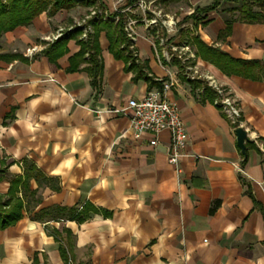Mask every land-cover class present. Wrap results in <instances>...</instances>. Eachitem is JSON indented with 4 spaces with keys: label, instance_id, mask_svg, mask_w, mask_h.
Wrapping results in <instances>:
<instances>
[{
    "label": "crops",
    "instance_id": "0c3cea01",
    "mask_svg": "<svg viewBox=\"0 0 264 264\" xmlns=\"http://www.w3.org/2000/svg\"><path fill=\"white\" fill-rule=\"evenodd\" d=\"M185 2L166 32L213 0ZM240 4L221 0L204 23L182 26L234 57L264 60V23L233 21L221 35L237 16L226 9ZM78 8L88 9L44 11L0 36V195L19 180L23 202L22 217L0 229V264H264V79L226 75L191 43V58L167 60L171 44L146 30L131 45L141 73L115 56L103 30L94 86L86 59L75 67L80 38L47 53ZM207 76L237 100L245 153L237 126L195 85H209ZM165 83L189 133L180 173L168 160L169 130L152 145L151 133L133 136L130 111L114 112Z\"/></svg>",
    "mask_w": 264,
    "mask_h": 264
},
{
    "label": "trees",
    "instance_id": "16d2710c",
    "mask_svg": "<svg viewBox=\"0 0 264 264\" xmlns=\"http://www.w3.org/2000/svg\"><path fill=\"white\" fill-rule=\"evenodd\" d=\"M98 0H7L4 2L0 0V36L7 31L13 30L19 25H28L33 19L40 13L46 11L49 15H53L60 9H71L76 5H82L91 7L97 3ZM139 0H124V2L113 12L109 14L112 17H119L115 22V19L109 21L108 19L96 21L94 19L88 20V24L93 30L88 32L89 40L83 41L79 39L80 44L79 51L75 54L73 60L75 67L86 59L88 66L86 70L89 72L92 83L94 86H98L102 76V58L101 49L99 46V33L105 31L109 40L110 49L118 58H123L129 63V68L136 67L139 72L142 73L144 64L137 62V56L134 54L131 45L133 39L128 36L126 30V22L129 16L133 14L123 13L125 8L133 7ZM163 4H167L170 1L176 0H160ZM221 0H213L208 6H197L193 12L186 15L183 19L177 22L178 31L169 40H172L173 44H179L184 38L188 37L190 29L183 27L184 23H191L194 27L205 22L208 12L212 10H218V6ZM240 1V5L226 9V11L235 13L237 16L227 22L226 28L221 32V35H225L230 32L233 21H243L249 23H264V0H237ZM100 7L106 10V5L101 1ZM258 7L259 9H255ZM98 13L96 12L95 15ZM104 16V15H102ZM79 28L69 37H59L49 44L47 53L52 55V52L59 50L57 53L64 51V46L70 38H76ZM155 32V29L152 30ZM163 35H166V31L163 29ZM178 37V40L176 38ZM189 43L196 48V54L202 59L207 60L214 64L226 75H240L251 79H264V60L261 59H243L237 58L222 50L219 47L206 44L197 34L193 33L192 37H189ZM159 42V41H157ZM174 61L180 60L174 56ZM197 87H204V94L210 99L217 97L216 90L212 89L204 80H194ZM162 90L163 84L159 86ZM19 185V180H15V183L10 188L9 196L4 197L0 195V229L5 228L15 223L23 215V202L20 198L16 197V191ZM218 205L216 201L211 210H214Z\"/></svg>",
    "mask_w": 264,
    "mask_h": 264
},
{
    "label": "built area",
    "instance_id": "2783aa9c",
    "mask_svg": "<svg viewBox=\"0 0 264 264\" xmlns=\"http://www.w3.org/2000/svg\"><path fill=\"white\" fill-rule=\"evenodd\" d=\"M150 2L147 0H139L136 5L141 8L143 13L148 14L150 8ZM129 9V8H128ZM147 26L156 25L158 18L155 15L146 16L142 20ZM138 20L129 17L126 22V30L128 35L135 39L136 32L134 26ZM175 24L173 19H169L166 22V26L173 27ZM63 34V30H60L56 35L49 37L48 39H58ZM160 43H164V39L160 38ZM37 50L36 46L27 49V54L33 55ZM190 52L189 41L183 40L180 44H171L170 50H164L163 56L167 60H171L174 55H177L182 60L191 58L192 55H186ZM211 85L217 92L215 103L223 110V112L229 117L232 124L235 126H241V110L237 104V100L218 85L215 80L207 76ZM171 83L163 84L161 89H152L142 99L132 98L124 108L114 109L116 113H129V129L132 131L135 138H140L144 133H151L154 137L150 140L152 145L158 143L156 135L162 130H169L171 136L170 146L168 148V160L174 166L177 173L181 172L180 158L184 155V150L189 137V133L185 122L180 116V111L177 104L165 97V93L169 91Z\"/></svg>",
    "mask_w": 264,
    "mask_h": 264
},
{
    "label": "rangeland",
    "instance_id": "374dc122",
    "mask_svg": "<svg viewBox=\"0 0 264 264\" xmlns=\"http://www.w3.org/2000/svg\"><path fill=\"white\" fill-rule=\"evenodd\" d=\"M3 1L6 2L7 0H3ZM101 1L106 5L107 7L106 10H103V8L100 7L99 2ZM123 2L124 0H98L96 4L91 5V7H88V9L78 8L76 10L77 19L74 22L72 21L73 23L72 27L66 25V22H67L66 20L63 21L64 29H63V34L60 37H69L73 31L75 32L77 28H79L76 38L83 39V41L87 42L89 40L88 32H91L93 30V28L89 26L88 20L94 19L96 21L102 22V20H105V19L106 20L108 19L109 21H112L113 19H115V22H116L119 19V17L117 16L112 17V15L109 13L115 11ZM150 8L151 9L146 15L143 13L141 8L138 7L136 4L131 8L130 6L125 8L124 10H122V12L126 14L131 13L134 15L132 16V18L138 20V22L134 26L135 32L139 33L143 30H146L147 34L150 36L152 41L160 42V38H163L164 39L163 44H165L166 46L168 44H173L172 40H169V39H171L176 34L175 32L177 31L166 32V35L164 36L163 29L167 27L165 24L167 20L170 19L171 16H173L175 20H177V17L181 16V13H183L185 9H187L185 0H176L170 4H163V3H159V1H155L153 3L151 2ZM96 12L98 13L97 15H95ZM149 15H155L158 18V23L156 25H152L150 29H146L145 28L146 24L142 20L145 19L146 16L148 17ZM187 26L188 25H186V27ZM173 27H175V24H173ZM153 29H155L154 33L151 32ZM188 29H190V27H188ZM193 33L194 31L192 29L189 30L188 35H187L188 37L184 38L183 40H189V37H192ZM136 38H138V43H140V40L142 38L139 37L138 35H136ZM54 40L47 41L48 45L52 43ZM176 40H178V37L176 38ZM161 60L163 59L161 58Z\"/></svg>",
    "mask_w": 264,
    "mask_h": 264
},
{
    "label": "water",
    "instance_id": "95a60500",
    "mask_svg": "<svg viewBox=\"0 0 264 264\" xmlns=\"http://www.w3.org/2000/svg\"><path fill=\"white\" fill-rule=\"evenodd\" d=\"M236 138H237V145L241 149L243 153L246 150V141L248 140L247 131L244 127L238 126L236 127Z\"/></svg>",
    "mask_w": 264,
    "mask_h": 264
}]
</instances>
